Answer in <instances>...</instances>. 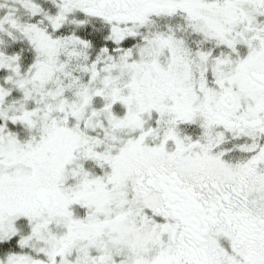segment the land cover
Masks as SVG:
<instances>
[{"label": "snow or ice", "instance_id": "6c2138e0", "mask_svg": "<svg viewBox=\"0 0 264 264\" xmlns=\"http://www.w3.org/2000/svg\"><path fill=\"white\" fill-rule=\"evenodd\" d=\"M0 264H264V0H0Z\"/></svg>", "mask_w": 264, "mask_h": 264}]
</instances>
